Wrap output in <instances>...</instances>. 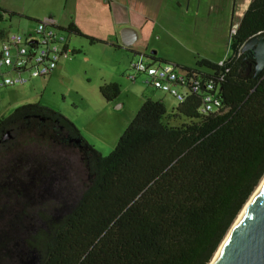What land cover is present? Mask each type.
I'll list each match as a JSON object with an SVG mask.
<instances>
[{
    "label": "trees",
    "instance_id": "1",
    "mask_svg": "<svg viewBox=\"0 0 264 264\" xmlns=\"http://www.w3.org/2000/svg\"><path fill=\"white\" fill-rule=\"evenodd\" d=\"M64 30L107 43L72 23ZM260 31L264 0H250L230 35V54L180 66L213 79L219 110L200 113L198 94L171 109L145 96L108 155L59 111L38 103L0 118V152L25 137L74 149L87 167V184L71 209L56 219L43 212L44 224L26 238L36 264H209L264 176V68L254 78L253 58L240 52ZM99 92L110 101L120 86L105 83Z\"/></svg>",
    "mask_w": 264,
    "mask_h": 264
},
{
    "label": "rangeland",
    "instance_id": "2",
    "mask_svg": "<svg viewBox=\"0 0 264 264\" xmlns=\"http://www.w3.org/2000/svg\"><path fill=\"white\" fill-rule=\"evenodd\" d=\"M48 1L0 0V8L60 9V0ZM220 2L211 0L210 8L208 0H201L198 10L190 6L187 11L169 2V8L162 9L149 22V36H140L131 47L139 52L135 56L114 45L91 43L63 30V35L71 39L70 46L74 45L78 51L71 54L60 71L55 69L52 76L33 78L17 92L0 95V118L20 105L38 103L59 111L74 123L89 145L103 156L108 155L145 96L161 100L167 109L177 104L173 97L147 86L143 75L132 81L127 79L126 73H134L127 58H141L153 65L165 60L177 65L178 72L183 71L181 65L194 67L201 59L220 62L230 54L232 0H226L218 11ZM18 20L25 24H18ZM2 25L22 34L34 29L35 22L14 13L9 20L5 14ZM112 43L115 44V39ZM151 52H155V59L149 57ZM110 79L117 80L120 93L107 101L99 87ZM37 141L17 139L10 144L9 151L0 152V264H36V253L27 246L26 238L44 224L43 212L53 219L67 213L87 184L85 168L74 152L68 148L57 151L47 142ZM60 167L70 172L58 175Z\"/></svg>",
    "mask_w": 264,
    "mask_h": 264
},
{
    "label": "built area",
    "instance_id": "3",
    "mask_svg": "<svg viewBox=\"0 0 264 264\" xmlns=\"http://www.w3.org/2000/svg\"><path fill=\"white\" fill-rule=\"evenodd\" d=\"M4 15L0 11V90L49 75L60 59L70 58L73 54L63 29L54 20L35 21L34 29L21 34L1 26ZM236 27L232 26V34ZM129 67L135 74L145 77L147 86L168 94L177 103L183 102L188 94H198L200 113L216 112L221 108L216 83L213 79L200 77L194 70L178 72L172 63L153 65L141 58L131 61Z\"/></svg>",
    "mask_w": 264,
    "mask_h": 264
},
{
    "label": "crops",
    "instance_id": "4",
    "mask_svg": "<svg viewBox=\"0 0 264 264\" xmlns=\"http://www.w3.org/2000/svg\"><path fill=\"white\" fill-rule=\"evenodd\" d=\"M48 2L53 3L56 2V0H49ZM60 2L62 3L58 11H54L48 8L44 11H34V9L31 8L29 11H16L12 8L3 10L8 13L12 12L20 14L26 21L35 22L38 21V19L41 20L50 18L54 20L55 23L63 30L70 23H72L83 35L106 41L107 43L105 44L107 45L111 46L112 40L115 39V44L119 46L116 49H124L131 53L132 56H135L139 55V52L137 49L131 47L138 42L140 36H143L144 38L146 36H149L151 30V26L149 27V22L152 23V20L160 15L162 9L167 10L170 3H175L178 9L184 8V11H187L190 6L196 7V9L198 10L199 6L201 5V0H60ZM208 2L209 7L212 8L213 5L211 3V0H208ZM225 2L226 0H222V2H220L219 4L217 3L218 11L222 9L221 7H224L223 5ZM244 2V0H232V16L230 26L239 24L242 14L244 13L249 3ZM196 13L197 11L195 12V14ZM6 16L9 20L12 15L6 14ZM17 23L25 24L23 20H18ZM1 26L3 27L2 24ZM124 27L132 28L137 33V39L128 48H123L121 46L120 31ZM4 28L7 29L6 27ZM68 34L81 37L73 33ZM67 40L68 46L72 50V52H77L78 49L74 47V45L70 46L69 44L71 39L68 37ZM127 59L129 67V63L133 61V59L132 57H129ZM69 60L70 58L60 59L55 69L57 71H60ZM54 70L52 71L53 73L51 72L49 74L50 76L54 74ZM125 75V77L130 80L131 75H134V78L138 76V74H135L133 72L126 73ZM107 82L116 83L117 80L110 79V81ZM21 86L22 85H16L3 88L0 90V95L5 96L9 93L17 92L19 90L18 88ZM82 138L87 143L86 139L83 136Z\"/></svg>",
    "mask_w": 264,
    "mask_h": 264
},
{
    "label": "water",
    "instance_id": "5",
    "mask_svg": "<svg viewBox=\"0 0 264 264\" xmlns=\"http://www.w3.org/2000/svg\"><path fill=\"white\" fill-rule=\"evenodd\" d=\"M260 34H263L261 38ZM120 37L121 46L128 48L137 39V33L132 28L124 27L120 31ZM240 52L253 58V77L256 78L264 68V31L247 38L241 45ZM154 53L151 52L150 55ZM9 136L6 132L3 139ZM235 221L209 264H264V182Z\"/></svg>",
    "mask_w": 264,
    "mask_h": 264
},
{
    "label": "bare ground",
    "instance_id": "6",
    "mask_svg": "<svg viewBox=\"0 0 264 264\" xmlns=\"http://www.w3.org/2000/svg\"><path fill=\"white\" fill-rule=\"evenodd\" d=\"M263 36V34L259 35V38H261ZM264 182V176L261 179V181L259 182L258 186L255 188V190L253 191V193L250 195L249 199L247 200V202L244 204V207L242 208V210L239 212L236 221L238 220V218L240 217V215L242 214L243 210L246 208V206L248 205V203L250 202V200L253 198V196L256 194V192L258 191V189L260 188V186L262 185V183ZM235 221V222H236ZM234 225V224H233ZM232 225V226H233ZM232 228V227H231ZM228 236V235H227Z\"/></svg>",
    "mask_w": 264,
    "mask_h": 264
},
{
    "label": "flooded vegetation",
    "instance_id": "7",
    "mask_svg": "<svg viewBox=\"0 0 264 264\" xmlns=\"http://www.w3.org/2000/svg\"><path fill=\"white\" fill-rule=\"evenodd\" d=\"M233 26V25H232ZM232 26H231V29H232ZM230 29V30H231ZM232 33H231V31H230V35H231ZM72 153L74 152V154L76 155V152L74 151V149H70V148H68ZM66 151V150H65ZM84 168H85V170H84V173H86V171H87V167L86 166H84ZM57 173H58V175H59V172H62L63 174H68L70 171L69 170H63L61 167L59 168V171L57 170L56 171ZM72 173L74 172V171H71Z\"/></svg>",
    "mask_w": 264,
    "mask_h": 264
}]
</instances>
